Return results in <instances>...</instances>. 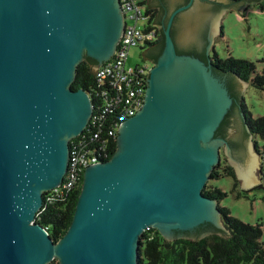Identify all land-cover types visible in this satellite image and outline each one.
Wrapping results in <instances>:
<instances>
[{"label":"water","instance_id":"obj_1","mask_svg":"<svg viewBox=\"0 0 264 264\" xmlns=\"http://www.w3.org/2000/svg\"><path fill=\"white\" fill-rule=\"evenodd\" d=\"M211 1L220 4L209 61L179 54L171 34L191 0L171 12L144 105L120 125L112 157L85 169L74 218L56 242L36 216L44 193L63 182L70 141L93 113L89 93L71 85L85 55L98 66L112 57L124 14L119 0H0V264H140V237L150 227L169 240L228 232L219 201L203 193L225 144L241 188H264L239 107L227 138L216 135L234 102L233 76L216 75L210 60L223 12L258 0ZM205 223L215 229L192 233Z\"/></svg>","mask_w":264,"mask_h":264},{"label":"trees","instance_id":"obj_2","mask_svg":"<svg viewBox=\"0 0 264 264\" xmlns=\"http://www.w3.org/2000/svg\"><path fill=\"white\" fill-rule=\"evenodd\" d=\"M145 1L147 2V15L150 24L158 30V41L152 44H161L163 51L165 46V26L169 17L167 16L163 21L161 16H163V11L168 10L166 5L168 7L171 4V0H156L157 5H153L150 0ZM180 2H184V0ZM177 4L180 5L181 3ZM176 18L177 15L175 20ZM174 22L171 34L176 43L177 29ZM222 28V35H224V27L222 26ZM176 48L179 54H189L197 56L205 62L209 61L206 52L198 54L194 49L184 50L189 47H178L177 45ZM213 51L214 53L211 55L210 60L214 73L218 76L223 74L233 76L228 84L229 92L233 98L239 96L237 90L238 82L235 81L237 79L244 80L258 89H264V69L262 72H258L254 61L237 58L231 54L227 58H222L215 50V47ZM94 65H98L97 60L85 55V58L77 67L76 76L71 85L73 89L83 88L88 92L92 91L96 84ZM239 107L246 120L245 125L249 126L253 136L264 138V116L253 118L247 108L244 97L241 98V106ZM232 111L234 110L230 109L218 128L216 135H225L226 128L230 124L228 116L232 114ZM113 146H115V152L117 143L114 142ZM221 164L215 167L211 177L216 179L231 176L237 184L238 179L234 167L231 164ZM82 184L83 180L77 188L62 197H55L52 200L48 197L51 192L44 193L43 206L36 216V222L44 226L56 242L67 232L72 223ZM236 184L232 188L233 193H235ZM203 193L207 197L219 201L222 220L228 232L224 231L221 235L213 233L199 239L175 238L169 240L157 228L150 227L140 237V264H264V224L262 222L256 224L244 222L234 216L230 208L221 206L220 202L228 196L227 191L222 188L207 184ZM236 194L238 197L248 196L245 191H239ZM48 264H60V262L55 258Z\"/></svg>","mask_w":264,"mask_h":264},{"label":"built area","instance_id":"obj_3","mask_svg":"<svg viewBox=\"0 0 264 264\" xmlns=\"http://www.w3.org/2000/svg\"><path fill=\"white\" fill-rule=\"evenodd\" d=\"M119 1L124 14L122 36L112 57L96 69L95 87L87 91L92 116L84 131L70 141L68 169L63 182L49 191L51 200L77 188L89 165L112 157L120 125L144 105L150 66L129 65L128 60L133 47L156 41L158 30L150 24L145 0Z\"/></svg>","mask_w":264,"mask_h":264},{"label":"rangeland","instance_id":"obj_4","mask_svg":"<svg viewBox=\"0 0 264 264\" xmlns=\"http://www.w3.org/2000/svg\"><path fill=\"white\" fill-rule=\"evenodd\" d=\"M221 25L224 27V35L218 30L212 48L215 47V50L222 58H227L231 54L237 58L252 60L257 65V71L262 72L264 69V0H258L245 6L241 13L234 7L226 9L221 17ZM213 53L214 51L211 55ZM147 62L143 57V48L138 46L130 50L129 65L135 66L148 63L151 65L150 62ZM245 84L246 87L240 96L244 97L250 114L253 118L264 116V89H258L248 82ZM225 145L222 146L223 151L221 150L223 152V165L231 164L229 155L224 150ZM251 145L259 164L257 178L264 185V138L253 136ZM234 169L236 172L235 167ZM237 179L236 184L231 176L211 178L207 184L227 191L228 196L220 204L230 208L234 216L247 223L256 224L262 222L264 224V192L257 190L255 194L251 193L248 196L238 197L236 192L243 190L241 188L243 179L238 177ZM234 184H236L235 193L232 192Z\"/></svg>","mask_w":264,"mask_h":264},{"label":"flooded vegetation","instance_id":"obj_5","mask_svg":"<svg viewBox=\"0 0 264 264\" xmlns=\"http://www.w3.org/2000/svg\"><path fill=\"white\" fill-rule=\"evenodd\" d=\"M180 1H182V0H180ZM180 1H177V2L174 1L173 2V0H171V4L168 7L166 5V8L168 10L163 11V16H161V19L163 21L167 18V16L168 17L170 16L171 12L174 9L189 3L191 0H184V2H180ZM150 2L153 5H157L156 0H150ZM177 3H181V4L178 5ZM219 4H220V2H218V1L193 0L191 6L189 8L179 12L177 14L176 20L174 19L175 20V22H174L175 28L177 29L176 30L177 31L176 38H175L177 40L176 45L178 47H189V48H185L184 50L190 49V48L194 49L196 52H198V54L202 53V52H206L207 47L209 45V31H210L211 22L214 19V17L218 14ZM204 6H206L207 8H205ZM221 26H223V25H221ZM187 29L189 31H187ZM179 34L181 35L180 39H178ZM157 41H158V39L152 43H155ZM152 43L141 47V48H143L144 60H147L148 62L151 63V65H150L147 62L150 66V69L153 66V63H155L158 60V58L160 57V55L162 54V45L161 44L153 45ZM97 67H98V65H94L93 69L96 70ZM220 76H222V75H220ZM224 76H226V75L224 74ZM228 84H229V81L227 82V85ZM242 97L243 96H240V94H239V96L237 98H233L234 102H233L231 110L232 109L234 110V108L241 106V98ZM228 117H230V114ZM243 120H244V124H246V120L244 119V117H243ZM229 126H230V124H229ZM229 126L226 128L225 135L218 134L217 136L226 139L227 138V130H228ZM221 150H222V148H221ZM221 153H222L221 163H223V152H221ZM259 188H260L259 186H255L251 189L245 190L242 187V189H243L242 191H245L247 193V195H249L251 193L252 194L255 193L257 191L256 189H259ZM260 189H261L260 191H264V188L263 189L260 188ZM214 229H215V227L212 224L205 223V224L200 225L199 227L195 228L192 231V233L194 231H199V232L203 231L204 233H206V232L212 231ZM190 232L191 231H189V230L188 231L176 230L174 232V235L177 237V236L182 235V234L186 235ZM200 237H198L196 239H199ZM191 239H195V238H191Z\"/></svg>","mask_w":264,"mask_h":264}]
</instances>
